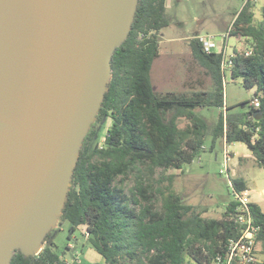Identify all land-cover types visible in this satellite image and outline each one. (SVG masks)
Instances as JSON below:
<instances>
[{
  "label": "trees",
  "instance_id": "1",
  "mask_svg": "<svg viewBox=\"0 0 264 264\" xmlns=\"http://www.w3.org/2000/svg\"><path fill=\"white\" fill-rule=\"evenodd\" d=\"M166 1H138L131 31L113 54L109 90L96 116V120L112 118L105 144L88 151L95 134L91 128L63 208L71 234L86 226L89 242L106 264H213L218 254L226 252L229 239L241 234V225L233 218L235 200L222 217L208 218L206 209L183 202L171 182L159 190L158 207L142 177L143 168L151 172L157 167L182 170L203 150L209 132L211 148L219 138L227 143L242 142L264 167V5L262 19L255 22L253 0H247L232 23L231 36L250 37L253 53L235 54L230 78L241 77L246 87L255 88L252 100L241 104L248 108L234 111L225 106L222 54L205 51L199 37L191 38L189 46L212 79V89L161 94L154 90L151 71L159 56V34L169 25ZM256 98L258 107L253 105ZM208 106L222 108L212 128L195 111ZM181 118L188 120L184 127L179 125ZM132 173L136 180L127 191L124 182ZM169 179L173 181L172 176ZM233 181L236 189L246 188L242 179ZM250 208L260 225L257 248L264 254V210L255 202ZM49 235L38 254L17 250L10 264H67L52 247Z\"/></svg>",
  "mask_w": 264,
  "mask_h": 264
},
{
  "label": "water",
  "instance_id": "2",
  "mask_svg": "<svg viewBox=\"0 0 264 264\" xmlns=\"http://www.w3.org/2000/svg\"><path fill=\"white\" fill-rule=\"evenodd\" d=\"M139 0H0V264L38 254Z\"/></svg>",
  "mask_w": 264,
  "mask_h": 264
},
{
  "label": "rangeland",
  "instance_id": "3",
  "mask_svg": "<svg viewBox=\"0 0 264 264\" xmlns=\"http://www.w3.org/2000/svg\"><path fill=\"white\" fill-rule=\"evenodd\" d=\"M247 0H171L169 7V25L159 34V56L155 59L151 77L154 90L161 94L168 91H190L191 85H196L199 77L203 81V88L212 89V79L204 74L203 67L193 56L189 40L203 35H212L221 44V36L232 25L237 13ZM254 21L259 22L262 15L264 0H253ZM229 45H234L236 39L229 37ZM255 88H248L243 84L241 77L232 79L228 76L224 85V98L228 107L234 111L248 108L241 104L252 100ZM205 117L210 127L217 122L222 108L216 106L202 107L195 110ZM188 120L181 118L179 125L184 127ZM112 124V118L106 116L95 120L91 125L95 134L88 143V151L104 146L105 135ZM90 128V129H91ZM212 135L209 132L205 137V144L200 154L182 170L174 168L157 167L153 172L147 168L142 169V177L150 186L151 193L160 207V193L172 182L173 190L180 194L183 202L192 204L198 209H206L205 217L220 218L227 205L234 200L232 186L227 174H222L225 168L226 150H229V170L232 180L242 177L247 182L250 196L264 210V194L258 195L264 189V167L260 166L246 144L242 142L227 143L219 138L214 148H211ZM241 156H234L231 152ZM169 176H172L171 181ZM135 174H130L124 182L127 191L134 185ZM71 223L61 216L56 227L50 231V239L54 250L61 254L67 264H106L98 261L104 256L100 254L89 242L86 235V226L77 228L71 234ZM71 234V236H69ZM48 241V242H49ZM47 242H44L43 246ZM259 248V247H258ZM258 250L260 259L264 254Z\"/></svg>",
  "mask_w": 264,
  "mask_h": 264
},
{
  "label": "built area",
  "instance_id": "4",
  "mask_svg": "<svg viewBox=\"0 0 264 264\" xmlns=\"http://www.w3.org/2000/svg\"><path fill=\"white\" fill-rule=\"evenodd\" d=\"M231 28L220 35L221 44L217 42L212 35H203L199 39L203 44L205 51L208 53H221V70L224 74V82L228 76L230 77L231 69L233 67V57L236 53L244 55H251L253 53V45L250 37L247 36H231ZM229 37H234L236 43L229 45ZM253 105L259 106L260 100L258 98L253 100ZM226 110V107L224 108ZM225 168L221 169L222 174H227L236 201L235 211L233 214L234 220L241 225V234L236 238H230L227 245L226 252L218 254L213 264H259L260 259L257 251V236L260 231V225L255 223L254 216L250 208L251 197L249 189H236L234 181L231 178L229 163L230 154L226 150Z\"/></svg>",
  "mask_w": 264,
  "mask_h": 264
},
{
  "label": "crops",
  "instance_id": "5",
  "mask_svg": "<svg viewBox=\"0 0 264 264\" xmlns=\"http://www.w3.org/2000/svg\"><path fill=\"white\" fill-rule=\"evenodd\" d=\"M170 2H171V0H167L166 1V14H167V17H168V14H169V12H168V10H169V7H170ZM204 69V68H203ZM204 74H206L207 75V73H206V70L204 69ZM195 83H196V85H193V83H192V85H191V88H190V91H196V90H207V89H205V88H203V81L198 77L196 80H195ZM226 104V103H225ZM225 106H228L227 104L225 105ZM224 109V108H223ZM224 140V139H223ZM250 150V149H249ZM250 152H251V150H250ZM231 153H233V155L234 156H238L240 159H241V156L239 155V154H237V152H231ZM252 153V152H251ZM253 155V154H252ZM253 157H254V159H255V156L253 155ZM237 179H242V184H244V186L246 187L245 189H249V190H251V188H249V186H248V184H247V182L244 180V178H242V177H237ZM262 194H264V189H260L259 191H258V195H262ZM251 197V196H250ZM251 201L252 202H255V203H257V201H255V200H253L252 199V197H251ZM262 208V207H261ZM80 227H82V226H80ZM71 237H73V236H71ZM104 260H105V258H101V259H98V261H102V262H104ZM105 263H106V261H105Z\"/></svg>",
  "mask_w": 264,
  "mask_h": 264
}]
</instances>
